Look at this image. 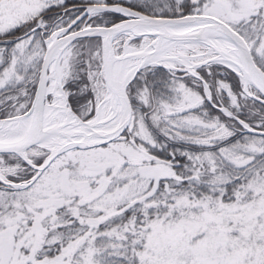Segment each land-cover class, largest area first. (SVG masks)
Masks as SVG:
<instances>
[{"label":"snow or ice","instance_id":"snow-or-ice-1","mask_svg":"<svg viewBox=\"0 0 264 264\" xmlns=\"http://www.w3.org/2000/svg\"><path fill=\"white\" fill-rule=\"evenodd\" d=\"M0 264H264V0H0Z\"/></svg>","mask_w":264,"mask_h":264}]
</instances>
